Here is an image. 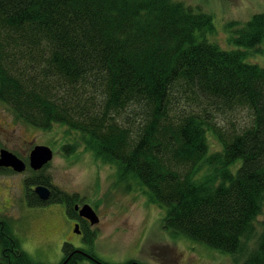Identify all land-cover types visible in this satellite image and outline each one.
Segmentation results:
<instances>
[{
  "label": "trees",
  "instance_id": "1",
  "mask_svg": "<svg viewBox=\"0 0 264 264\" xmlns=\"http://www.w3.org/2000/svg\"><path fill=\"white\" fill-rule=\"evenodd\" d=\"M229 25L239 47L264 41V13ZM212 31L210 15L174 0H0V103L30 127L75 132L117 181L165 208L174 237L264 264V68L207 41ZM236 110L246 124L228 119ZM208 132L221 145L209 155ZM25 201L78 219L77 195L45 203L27 188ZM8 229L0 222V264H43ZM65 261L108 264L67 242Z\"/></svg>",
  "mask_w": 264,
  "mask_h": 264
},
{
  "label": "rangeland",
  "instance_id": "2",
  "mask_svg": "<svg viewBox=\"0 0 264 264\" xmlns=\"http://www.w3.org/2000/svg\"><path fill=\"white\" fill-rule=\"evenodd\" d=\"M174 1L211 16L213 31L205 34L207 41L226 51H243L245 63L264 68V41L256 47H239L231 41L237 27L229 25L264 13V0ZM1 112L7 114V120L15 122L5 126L0 118V147L8 136L15 137L17 150L24 159L36 145L51 148L53 159L39 175L49 176L54 186L67 194L77 195L76 204L90 205L99 218L96 225L83 224L88 236H92L91 243H85L82 235L74 233L73 221L66 216L63 204L27 206L24 182L36 176L29 167L20 174L0 173V222L7 224L8 231L32 260L60 264L62 245L67 242L88 252L92 249L100 261L108 264H242L238 257L174 237L165 230L162 227L165 208L149 203L146 190L134 181L129 180L128 185L117 181L116 168L86 150L75 132L70 133L60 124L46 130L36 129L18 121L7 109ZM228 119L244 125L248 115L245 110H236ZM206 137L208 155L220 151L215 136L208 132ZM73 143H78L73 153L63 152L62 148ZM239 163L231 167L232 172ZM202 169V174L208 172L205 165Z\"/></svg>",
  "mask_w": 264,
  "mask_h": 264
},
{
  "label": "water",
  "instance_id": "3",
  "mask_svg": "<svg viewBox=\"0 0 264 264\" xmlns=\"http://www.w3.org/2000/svg\"><path fill=\"white\" fill-rule=\"evenodd\" d=\"M52 160V151L49 147L43 145L35 146L29 153L28 165L33 171H38L47 165ZM0 167L11 168L15 173H21L25 170V163L17 159L11 153L7 151H0ZM40 201H47L50 198V191L44 186H36L33 189ZM78 216L89 222L90 225H96L99 221L98 216L91 206L88 204L82 205L80 208L78 205L74 206ZM75 233H79L77 225H75ZM66 262V261H65ZM64 264V263H63Z\"/></svg>",
  "mask_w": 264,
  "mask_h": 264
},
{
  "label": "flooded vegetation",
  "instance_id": "4",
  "mask_svg": "<svg viewBox=\"0 0 264 264\" xmlns=\"http://www.w3.org/2000/svg\"><path fill=\"white\" fill-rule=\"evenodd\" d=\"M7 110H9L6 106H5V104H3V103H0V112H1V110H3V111H5L6 112V109ZM0 118L2 119V120H4L3 122H4V125L5 126H9L10 124H13L14 122H15V120L13 119V120H7V114L5 113V114H3L2 112L0 113ZM3 139H5V138H3ZM33 149V148H32ZM31 149V150H32ZM1 150H4V151H7L8 153H11L12 155H14L17 159H19V160H21V161H23L24 163H25V165H26V169H27V167H28V157H29V154H28V156H27V158L26 159H24L20 154H19V152H18V150H17V142H16V138L15 137H7V139H6V141L2 144V146L0 147V151ZM30 150V151H31ZM30 153V152H29ZM26 169H25V171H26ZM44 169V168H43ZM42 171V169L40 170V171H32L33 173H35L36 174V176H43V175H39L40 174V172ZM2 172H6V173H15L11 168H5V167H0V173H2ZM17 174H20V173H17ZM46 177H48L49 178V182H48V184L47 185H41V186H44V187H46L47 189H49V191H50V198L45 202V203H47V202H49L50 201V199H51V197H52V194L53 193H55V192H57L58 194L61 192V193H66L65 191H62V190H60V189H58L56 186H54V183L52 182V179L49 177V176H46ZM40 184H33V185H29V186H27L26 185V181L24 182V190H25V192H24V194L26 193V190H27V188H29V189H33L34 187H36V186H39ZM25 197V196H24ZM42 202V201H41ZM50 204H53V203H47L46 205H44V206H47V205H50ZM44 206H42V207H44ZM80 206V205H79ZM70 219V218H69ZM70 220H72L73 221V224L72 225H77V230L79 231V234H78V236H81L82 235V241H83V239H84V237H85V235H86V229L84 228V225L83 224H89L88 223V221H86V220H84V219H81V218H78V219H76V218H71ZM74 247V246H73ZM75 248V247H74ZM75 249H81V248H75ZM130 264H132V263H130Z\"/></svg>",
  "mask_w": 264,
  "mask_h": 264
},
{
  "label": "bare ground",
  "instance_id": "5",
  "mask_svg": "<svg viewBox=\"0 0 264 264\" xmlns=\"http://www.w3.org/2000/svg\"><path fill=\"white\" fill-rule=\"evenodd\" d=\"M66 262H64V264H65Z\"/></svg>",
  "mask_w": 264,
  "mask_h": 264
}]
</instances>
